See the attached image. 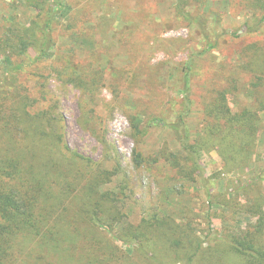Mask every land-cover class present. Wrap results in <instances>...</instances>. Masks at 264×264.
I'll return each instance as SVG.
<instances>
[{
  "label": "rangeland",
  "instance_id": "374dc122",
  "mask_svg": "<svg viewBox=\"0 0 264 264\" xmlns=\"http://www.w3.org/2000/svg\"><path fill=\"white\" fill-rule=\"evenodd\" d=\"M179 2L194 20L178 13ZM53 18L48 53L39 60V51L31 48L23 56L29 67L15 72L12 83L36 96L45 87L50 105H31L28 111L51 107L53 118L64 119L70 148L111 173L101 188L119 195L122 215L102 217L109 229L102 230L104 240L136 257L124 227L158 214L180 223L191 219L207 250L210 240L216 248L225 235H244L264 222V110L247 167L227 170L213 141L202 138L217 92L225 91L233 112L256 111L258 98L263 101L264 12L244 0H0V37ZM6 54L0 53V66L9 72L21 61ZM188 72L187 122L200 166L194 179L180 176L166 159L171 153L188 158L189 152L171 129L153 122L177 120L188 97ZM0 108L1 130L9 124L17 141L29 145L19 148L29 158L40 134L26 135L30 117L13 111L8 97ZM33 124L51 129L39 117ZM135 151L143 156L141 167Z\"/></svg>",
  "mask_w": 264,
  "mask_h": 264
},
{
  "label": "trees",
  "instance_id": "16d2710c",
  "mask_svg": "<svg viewBox=\"0 0 264 264\" xmlns=\"http://www.w3.org/2000/svg\"><path fill=\"white\" fill-rule=\"evenodd\" d=\"M244 1L264 12V0ZM177 10L186 20H194L180 2ZM54 23L55 18L43 26L35 22L23 30H8L0 37V53H10L6 55L21 61L9 72H4L0 66V106L8 97L13 111L30 117L32 130H27L26 135L40 134L39 138H33L32 157L27 158L19 148L29 149V145L17 141L9 124H5L3 130L0 128V264H264L262 219L244 235H225L216 248L210 240L207 250L191 219L180 223L158 214L152 220L143 219L139 225L129 223L124 227L130 240L127 243L136 246V257L121 252V248L107 238L104 240L102 230L109 229L102 217L122 215L117 207L119 195L101 188L110 181L111 173L70 148L65 140L64 119L61 115L53 118L51 107L38 113L28 111L31 105H50L51 94L45 87L36 96L12 83L15 72L29 67L23 56H27L31 48L39 51V60L48 53ZM208 46L214 48L211 38ZM262 63L263 60L256 64ZM187 67L190 71L189 63ZM72 76L73 72L67 74L70 81ZM184 78L188 97L182 103L177 120L165 122L156 118L153 122L171 129L189 152L188 158L171 153L166 159L180 176L194 179L200 166L195 160L197 146L191 143V128L187 122L192 112L190 72ZM259 87L256 83L255 92ZM225 95V91L217 92L205 118L202 138L213 141L226 169L231 171L247 167L255 152L257 122L259 112L264 110V96L263 101L258 98V110L233 112L224 102ZM38 117L42 125L51 129L40 127ZM33 123H37V127ZM134 160L138 167L144 164L139 151L134 152Z\"/></svg>",
  "mask_w": 264,
  "mask_h": 264
}]
</instances>
